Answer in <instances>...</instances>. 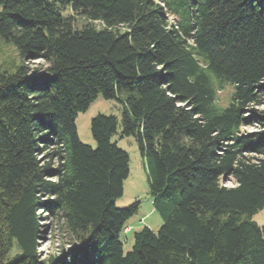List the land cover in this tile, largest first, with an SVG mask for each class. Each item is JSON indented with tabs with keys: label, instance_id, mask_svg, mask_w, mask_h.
I'll use <instances>...</instances> for the list:
<instances>
[{
	"label": "trees",
	"instance_id": "16d2710c",
	"mask_svg": "<svg viewBox=\"0 0 264 264\" xmlns=\"http://www.w3.org/2000/svg\"><path fill=\"white\" fill-rule=\"evenodd\" d=\"M0 40L19 58L0 68V264H264V0H0ZM99 95L122 111L92 118V147L76 118ZM117 133L163 220L127 253ZM41 210L72 234L48 257Z\"/></svg>",
	"mask_w": 264,
	"mask_h": 264
},
{
	"label": "rangeland",
	"instance_id": "374dc122",
	"mask_svg": "<svg viewBox=\"0 0 264 264\" xmlns=\"http://www.w3.org/2000/svg\"><path fill=\"white\" fill-rule=\"evenodd\" d=\"M70 13V11H66ZM82 23V21H80ZM19 60L17 51L13 45L0 40V68L12 67ZM37 65L45 66V60H38ZM232 86L228 85L219 92V102L222 105L228 103ZM257 109H264V100L262 105L255 106ZM122 104L117 99H106L99 95L92 101L87 110L79 112L76 118V125L80 139L91 145L97 146V142L91 131V120L98 113L113 114L121 116ZM257 125L248 123L242 126V130L252 132L257 130ZM112 141L128 151L130 155V173L124 181L123 195L117 199L118 207H126L135 200L140 201L138 211L128 220L127 225H131L130 232H122L121 240L123 242L124 253L130 251L134 244V232L148 225L152 229H158L163 223L162 217L157 212L153 204V198L150 194L149 181L146 169L143 164L138 143L134 136L120 137L119 133L114 134ZM223 182L229 186L236 184L233 177H223ZM40 232H39V250L44 257L51 254H58L63 249L69 248L72 244V234L68 231L66 225L56 215L48 210H41ZM261 226H264V209L253 217Z\"/></svg>",
	"mask_w": 264,
	"mask_h": 264
},
{
	"label": "built area",
	"instance_id": "2783aa9c",
	"mask_svg": "<svg viewBox=\"0 0 264 264\" xmlns=\"http://www.w3.org/2000/svg\"><path fill=\"white\" fill-rule=\"evenodd\" d=\"M128 230H129V227H127L125 231H128Z\"/></svg>",
	"mask_w": 264,
	"mask_h": 264
},
{
	"label": "crops",
	"instance_id": "0c3cea01",
	"mask_svg": "<svg viewBox=\"0 0 264 264\" xmlns=\"http://www.w3.org/2000/svg\"><path fill=\"white\" fill-rule=\"evenodd\" d=\"M130 228L132 227L130 224L128 225ZM130 230H132V229H130Z\"/></svg>",
	"mask_w": 264,
	"mask_h": 264
}]
</instances>
